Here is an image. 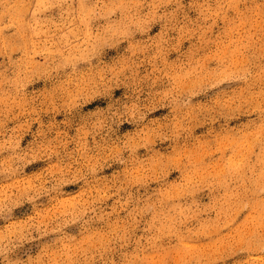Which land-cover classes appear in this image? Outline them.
<instances>
[{
  "label": "clouds",
  "instance_id": "1",
  "mask_svg": "<svg viewBox=\"0 0 264 264\" xmlns=\"http://www.w3.org/2000/svg\"><path fill=\"white\" fill-rule=\"evenodd\" d=\"M0 264H264V0H0Z\"/></svg>",
  "mask_w": 264,
  "mask_h": 264
}]
</instances>
